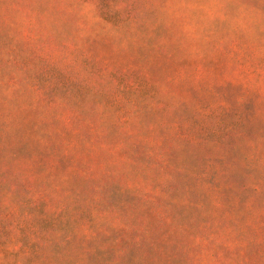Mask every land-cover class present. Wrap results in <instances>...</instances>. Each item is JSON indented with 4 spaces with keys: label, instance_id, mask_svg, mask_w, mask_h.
Returning a JSON list of instances; mask_svg holds the SVG:
<instances>
[{
    "label": "rangeland",
    "instance_id": "374dc122",
    "mask_svg": "<svg viewBox=\"0 0 264 264\" xmlns=\"http://www.w3.org/2000/svg\"><path fill=\"white\" fill-rule=\"evenodd\" d=\"M0 264H264V0H0Z\"/></svg>",
    "mask_w": 264,
    "mask_h": 264
}]
</instances>
